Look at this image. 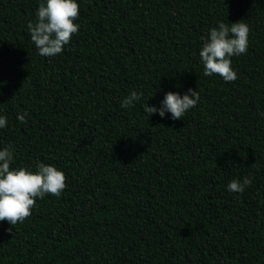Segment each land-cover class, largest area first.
<instances>
[{"label": "trees", "instance_id": "1", "mask_svg": "<svg viewBox=\"0 0 264 264\" xmlns=\"http://www.w3.org/2000/svg\"><path fill=\"white\" fill-rule=\"evenodd\" d=\"M42 2L0 0V150L12 169L55 166L66 187L0 222V264H264V0H76L78 32L55 57L27 28ZM238 21L237 79L205 77L202 37ZM190 88L182 119L145 113Z\"/></svg>", "mask_w": 264, "mask_h": 264}, {"label": "clouds", "instance_id": "2", "mask_svg": "<svg viewBox=\"0 0 264 264\" xmlns=\"http://www.w3.org/2000/svg\"><path fill=\"white\" fill-rule=\"evenodd\" d=\"M79 16V5L76 0H46L39 5L35 22L27 25L31 41L38 49V54L44 57H55L62 53L79 25L74 21ZM249 27L243 22L224 23L209 30L208 35L202 37L203 45L199 52L204 65L203 75L211 77L217 74L225 82L237 79L232 69L231 57L247 52ZM5 82H0L3 85ZM2 94V93H0ZM142 93L132 91L121 101V108H131L140 100ZM200 99L197 90L188 89L181 96L178 92L169 91L161 101L160 107L144 106L149 115L158 113L161 118L171 113L173 120L182 119L185 113L194 108ZM27 113L19 114L17 119L23 123ZM7 126V118L0 116V128ZM14 150L9 146L0 150V222L7 221L15 226L31 215L36 198L43 199L46 194L56 197L65 189V174L55 166L39 163L35 173L25 169H12ZM251 179L245 177L241 183L233 179L228 184V190L242 193L251 184Z\"/></svg>", "mask_w": 264, "mask_h": 264}]
</instances>
